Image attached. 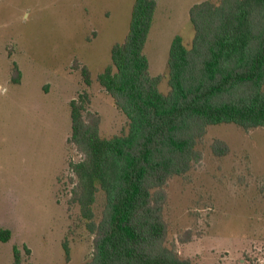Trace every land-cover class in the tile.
Listing matches in <instances>:
<instances>
[{"label": "rangeland", "instance_id": "rangeland-1", "mask_svg": "<svg viewBox=\"0 0 264 264\" xmlns=\"http://www.w3.org/2000/svg\"><path fill=\"white\" fill-rule=\"evenodd\" d=\"M205 0H157L145 45L159 89L170 91L168 57L176 35L192 43L190 9ZM218 2L219 0H212ZM135 0H0V264H82L93 235L72 202L81 158L71 137L70 101L88 94L103 136L126 133L129 119L98 81L114 44L128 34ZM79 68H74V61ZM88 66V85L81 67ZM21 71L19 83L13 73ZM229 146L225 155L213 143ZM197 148L203 159L165 189L167 245L199 264H264V126L209 125ZM103 191L94 204L99 220ZM69 248V257L65 251Z\"/></svg>", "mask_w": 264, "mask_h": 264}, {"label": "trees", "instance_id": "trees-1", "mask_svg": "<svg viewBox=\"0 0 264 264\" xmlns=\"http://www.w3.org/2000/svg\"><path fill=\"white\" fill-rule=\"evenodd\" d=\"M157 0H135L123 42L113 45L111 63L98 81L129 119L123 134L103 136L102 117L88 108L85 93L70 101L71 137L81 155L69 167L75 175L72 202L79 204L93 235L94 250L82 264H199L167 245L165 185L203 159L197 148L209 125L235 123L245 130L264 126V0H205L189 12L194 37L172 41L168 57L170 91L159 89L145 45ZM74 68L79 62L74 61ZM85 82H93L83 65ZM16 68L13 80L19 83ZM213 151H229L223 140ZM105 196L95 218L97 194ZM11 230L0 228V240ZM69 257V248L65 244ZM13 264H22L14 247Z\"/></svg>", "mask_w": 264, "mask_h": 264}]
</instances>
